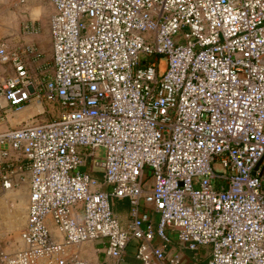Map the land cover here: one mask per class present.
<instances>
[{
    "label": "built area",
    "instance_id": "1",
    "mask_svg": "<svg viewBox=\"0 0 264 264\" xmlns=\"http://www.w3.org/2000/svg\"><path fill=\"white\" fill-rule=\"evenodd\" d=\"M50 1L51 70L0 46V116L60 106L0 130V193L29 179L1 263L264 264V0Z\"/></svg>",
    "mask_w": 264,
    "mask_h": 264
},
{
    "label": "crops",
    "instance_id": "2",
    "mask_svg": "<svg viewBox=\"0 0 264 264\" xmlns=\"http://www.w3.org/2000/svg\"><path fill=\"white\" fill-rule=\"evenodd\" d=\"M10 1L16 8L7 6ZM53 10V3L48 0H0V46H5L8 51L17 49L23 50L24 58L32 74L36 78L52 68V41L49 22ZM21 11L27 13L22 14ZM27 46H35L37 49L36 53L32 54L25 52L24 50ZM6 69L10 70L7 73L14 71L13 65L11 63L1 62L0 57V73H5ZM45 104V101L34 99L27 104L29 106L26 105V109L21 112H14L13 115H15L16 118H19L21 114L25 113H31L32 115L29 117L37 116L44 113ZM26 116L27 115L22 117L25 118ZM22 117L20 120L17 119L9 123L3 122L4 118L0 116V130L7 129L11 124L13 126L19 125ZM8 196L9 192L4 193V195L0 197V202L2 200H7ZM21 199L23 203H27L28 195L22 192ZM1 210L3 211L4 209ZM95 247L103 249V246L96 245V242H89L86 245V256L93 260L103 258L104 252H97ZM135 250V241H132L129 243L124 259L120 264H141L140 259L135 255ZM182 256L181 264H198L193 259L192 255L190 256L183 252Z\"/></svg>",
    "mask_w": 264,
    "mask_h": 264
},
{
    "label": "rangeland",
    "instance_id": "3",
    "mask_svg": "<svg viewBox=\"0 0 264 264\" xmlns=\"http://www.w3.org/2000/svg\"><path fill=\"white\" fill-rule=\"evenodd\" d=\"M50 2V0H48ZM13 2V1H12ZM7 6H11L14 8L15 6L12 5L11 1L7 4ZM16 8V7H15ZM22 14L27 13L25 11H21ZM29 20V19H28ZM45 109H47L44 113L37 115L39 119L41 118H53L56 117L57 113L59 112L60 106L58 103L54 102H45ZM18 110H10L4 117L3 122H9L14 120H20L22 116L27 115L25 118L22 117L20 126L23 121L27 120L31 113L21 114L19 118H16L13 115L14 112ZM13 126L12 124L9 126ZM96 155L100 157H104L106 155V149L103 147H98L96 149ZM11 192H9V196L7 200H2L0 202V249H4L6 251H13L20 245V230L23 226V223L26 220L27 215V203H23L21 199L22 192L26 193L29 196V179L27 177L25 169H20L18 180L15 182V185L11 188ZM8 191L5 190L4 192L0 193V197L4 195V193ZM28 202V201H27ZM113 207L115 211L120 214L121 217L125 218L127 214V200L114 198L113 199ZM1 209H4L3 211ZM24 218V222H23ZM98 246H103L102 243H97ZM175 245L177 246L178 251L184 254H189L190 256L194 253L189 249H182L179 244L176 242ZM207 252L205 248H202L199 251V255H197L196 262L199 264H204V260L207 259ZM0 264L1 261H0Z\"/></svg>",
    "mask_w": 264,
    "mask_h": 264
},
{
    "label": "bare ground",
    "instance_id": "4",
    "mask_svg": "<svg viewBox=\"0 0 264 264\" xmlns=\"http://www.w3.org/2000/svg\"><path fill=\"white\" fill-rule=\"evenodd\" d=\"M27 106H29V105H27ZM27 106H24V107L18 109V111H16V112H21V111H23L24 109L27 108ZM41 106H42V105H41ZM14 111H15V110H14ZM11 190H12V189H8V191H6V192H11ZM6 192H5V193H6ZM27 203H28V202H27ZM26 217H27V215H26Z\"/></svg>",
    "mask_w": 264,
    "mask_h": 264
},
{
    "label": "trees",
    "instance_id": "5",
    "mask_svg": "<svg viewBox=\"0 0 264 264\" xmlns=\"http://www.w3.org/2000/svg\"><path fill=\"white\" fill-rule=\"evenodd\" d=\"M105 188V187H104ZM124 200H127V208L129 207V201L128 199L124 198ZM204 264H207V259L204 260Z\"/></svg>",
    "mask_w": 264,
    "mask_h": 264
}]
</instances>
